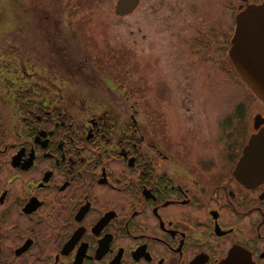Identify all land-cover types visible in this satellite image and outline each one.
I'll use <instances>...</instances> for the list:
<instances>
[{
	"label": "flooded vegetation",
	"instance_id": "1",
	"mask_svg": "<svg viewBox=\"0 0 264 264\" xmlns=\"http://www.w3.org/2000/svg\"><path fill=\"white\" fill-rule=\"evenodd\" d=\"M261 1L237 0L234 15ZM234 15L230 30L196 25L189 43L243 88L215 130L200 127L201 103L180 116L154 63L129 80L125 52L39 66V78L20 48L0 53V264H264V177L239 167L264 102L228 57Z\"/></svg>",
	"mask_w": 264,
	"mask_h": 264
},
{
	"label": "rangeland",
	"instance_id": "2",
	"mask_svg": "<svg viewBox=\"0 0 264 264\" xmlns=\"http://www.w3.org/2000/svg\"><path fill=\"white\" fill-rule=\"evenodd\" d=\"M116 1L0 0V53L11 45L20 48L25 57L32 56L36 63L38 60L36 70L30 73L39 78L36 74L39 66H46L49 74L52 71L49 63H71L78 57L84 58L82 54L95 57L97 52L101 55L109 51L125 52L127 62L133 64L127 68L129 80L137 79L136 64L154 63L156 74L170 84L180 116L193 120L201 103L200 127L207 130L209 121L211 130H215L216 121L241 99L243 88L226 71L213 74L216 60L201 61L189 43H194L196 25L212 26L221 18L222 29L230 30L237 0H141L137 9L123 17L115 14ZM5 62L10 61L0 58V79L11 76L2 68ZM195 68L206 74H199ZM17 73L16 78L26 77L22 68ZM81 76L82 73L76 78ZM205 77L208 82L203 87ZM182 96L191 98L186 110L181 109L187 103H180ZM112 104H116L111 107L117 113L124 109L121 102ZM132 104H127L128 114Z\"/></svg>",
	"mask_w": 264,
	"mask_h": 264
},
{
	"label": "water",
	"instance_id": "3",
	"mask_svg": "<svg viewBox=\"0 0 264 264\" xmlns=\"http://www.w3.org/2000/svg\"><path fill=\"white\" fill-rule=\"evenodd\" d=\"M139 0H117L115 14L132 13ZM228 57L249 89L264 102V0L241 7L234 15V29ZM262 152L260 156L254 153ZM255 167L256 180L264 177V129L250 138L239 167Z\"/></svg>",
	"mask_w": 264,
	"mask_h": 264
}]
</instances>
